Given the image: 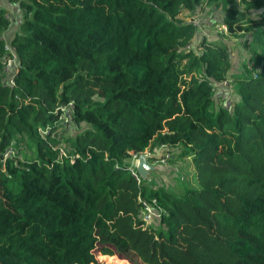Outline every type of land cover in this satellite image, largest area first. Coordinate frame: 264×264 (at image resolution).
Instances as JSON below:
<instances>
[{"label":"trees","instance_id":"obj_1","mask_svg":"<svg viewBox=\"0 0 264 264\" xmlns=\"http://www.w3.org/2000/svg\"><path fill=\"white\" fill-rule=\"evenodd\" d=\"M16 1L19 17L0 5V264H94L97 231L144 264H264V0H240L248 17L224 0ZM211 27L245 35L241 67ZM163 146L199 187L136 179L132 153Z\"/></svg>","mask_w":264,"mask_h":264},{"label":"rangeland","instance_id":"obj_2","mask_svg":"<svg viewBox=\"0 0 264 264\" xmlns=\"http://www.w3.org/2000/svg\"><path fill=\"white\" fill-rule=\"evenodd\" d=\"M237 1L224 0L223 7L227 6V9L230 8L232 12L236 11V13H243L244 17H248L249 12L245 8V5L241 4L240 0ZM231 11L229 13H231ZM206 13H210L209 8H207ZM192 17L193 19H197L196 16ZM205 31L209 32V37H211L212 40L217 39L230 47L233 51L234 60L236 63L239 62L240 67L249 58L250 55L248 56L247 53L248 49L246 50L244 44L245 35L230 34V36H227L220 34L215 28L212 29V27L206 28ZM145 152H148V150ZM178 154L179 151L175 149L174 156L167 160L165 164L160 162L156 164V166L162 167V169L157 168L150 172V176H148L150 185L159 188L164 187L167 191L175 192V194L182 193L186 187H199L195 167L191 163V160L189 158L179 159L177 157ZM96 236L99 238V241L94 249L97 259L94 264H144L136 255L130 258L133 253L129 251L130 248L128 244V249H126L120 241L101 236L98 231L96 232ZM105 249H110L112 254H104Z\"/></svg>","mask_w":264,"mask_h":264},{"label":"built area","instance_id":"obj_3","mask_svg":"<svg viewBox=\"0 0 264 264\" xmlns=\"http://www.w3.org/2000/svg\"><path fill=\"white\" fill-rule=\"evenodd\" d=\"M195 23L198 25L199 22L197 19H194ZM224 29L226 28L225 25L222 26ZM19 70V63L17 62V55L15 52L10 48V54L5 56L4 59V65L2 69V73L7 74L9 77L8 84L12 87L16 86V81H15V75L17 71ZM223 85L229 84V81L226 79L224 80ZM229 91V85L225 86V88L222 89L220 93H216L217 97H226L225 93ZM224 102V101H223ZM231 100L225 101L224 105L230 106ZM64 113L62 115V118L65 119V122L70 124L72 115L66 111V107L63 106L60 108ZM44 134H46L48 131L44 130L42 131ZM13 153V148H9L6 154ZM139 153L133 152L131 157H130V166L129 168L131 169L132 173L136 177V179L141 182L142 176L137 172L136 167L137 163L139 160ZM171 157V153L167 152L164 155L158 156L156 158L155 162H160V163H166L167 160ZM154 162V163H155ZM143 210H144V220L147 223H152L155 219L160 218L163 208L159 204L158 199L156 197L152 198L151 200H143Z\"/></svg>","mask_w":264,"mask_h":264},{"label":"crops","instance_id":"obj_4","mask_svg":"<svg viewBox=\"0 0 264 264\" xmlns=\"http://www.w3.org/2000/svg\"><path fill=\"white\" fill-rule=\"evenodd\" d=\"M0 5H1V6L4 5V6L8 7V9H9L10 11H12V13H13V12L16 13L17 17H19V16L21 15V12H20V6H19V3H18L16 0H0ZM15 28H16V27H15ZM167 152H169V147H165V146H163V147L157 149L156 153L152 154V156H151V153H153V152H151V151L148 150V153H150V154H149V161H150L151 163H153V164L156 166V164L159 163V162H155V161H156V158H157L158 156L164 155V154L167 153ZM150 156H151L152 158H154V159H153V160H150ZM173 156H174V154L172 155V157H173ZM129 161H130V158L127 160V162H128L129 165H130V162H129ZM154 162H155V163H154ZM157 167H158V166H157ZM136 169H137V167H136ZM133 256H135V255H131L130 258H133Z\"/></svg>","mask_w":264,"mask_h":264},{"label":"water","instance_id":"obj_5","mask_svg":"<svg viewBox=\"0 0 264 264\" xmlns=\"http://www.w3.org/2000/svg\"><path fill=\"white\" fill-rule=\"evenodd\" d=\"M158 167L149 161L148 152H143L139 155V160L137 163V172L147 179L152 170H156Z\"/></svg>","mask_w":264,"mask_h":264},{"label":"clouds","instance_id":"obj_6","mask_svg":"<svg viewBox=\"0 0 264 264\" xmlns=\"http://www.w3.org/2000/svg\"><path fill=\"white\" fill-rule=\"evenodd\" d=\"M148 154H150V153H148ZM137 170V169H136Z\"/></svg>","mask_w":264,"mask_h":264}]
</instances>
